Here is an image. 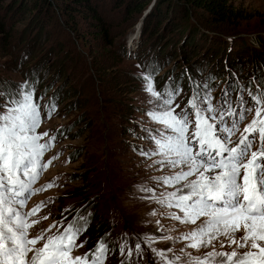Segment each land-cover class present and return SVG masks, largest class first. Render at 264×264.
<instances>
[{
  "label": "rangeland",
  "instance_id": "374dc122",
  "mask_svg": "<svg viewBox=\"0 0 264 264\" xmlns=\"http://www.w3.org/2000/svg\"><path fill=\"white\" fill-rule=\"evenodd\" d=\"M24 2L29 11L19 12L17 6ZM87 3L89 9L68 15L61 10L60 0H5L3 6L9 7L0 11L4 28L0 32V81L13 85L38 81L36 98L42 116L46 117L43 106L53 100L57 105L38 132L56 136L43 160L58 158L34 187L52 181L55 186L29 199L25 211L45 202L31 219L48 217L40 219L30 236L53 222L67 225L78 211L90 212L87 230L77 240L83 247L73 255L83 256L106 237L113 251L105 264H121L123 241L134 246L145 234L175 237L194 227L161 216L165 209L145 199L150 194L137 188L155 187L157 193L172 190L151 179L169 170L149 168L152 160L139 154L141 148L153 147L143 138L147 135L143 129L160 126L146 115L155 104L148 103L150 97L138 78L142 69L137 65L158 69L157 90L169 84L179 86L182 91L176 103L180 108L187 105L196 84L208 83L215 100L229 83L255 91L250 81L264 71V0H227L241 17L222 27L177 0H169V5L159 0ZM153 211L157 215H149ZM157 220L164 231L158 230ZM183 245L182 241H159L154 247ZM154 260L145 247L143 258L137 261L134 255L131 264Z\"/></svg>",
  "mask_w": 264,
  "mask_h": 264
},
{
  "label": "snow or ice",
  "instance_id": "6c2138e0",
  "mask_svg": "<svg viewBox=\"0 0 264 264\" xmlns=\"http://www.w3.org/2000/svg\"><path fill=\"white\" fill-rule=\"evenodd\" d=\"M137 68L142 69L138 78L150 97L148 103L155 104L146 115L160 126L143 129L147 133L143 138L153 147L141 148L139 154L152 160L149 168L169 170L151 179L172 190L157 193L155 187L137 188L150 194L145 199L165 209L161 216L194 227L175 237L145 234L134 246L123 241L121 264H131L134 255L137 261L142 259L145 247L155 258L148 264H264V71L250 81L255 91L229 83L219 100L208 83L196 84L187 105L180 108L176 103L182 91L179 86L169 84L157 90L158 69L152 65ZM36 83L0 81V264H105L113 251L106 237L83 256L73 255L83 247L77 240L87 230L90 212L78 211L67 225L53 222L30 236L40 219L48 217L31 219L45 207L44 201L28 211L25 208L33 195L55 186L52 181L34 187L58 158L43 160L56 136L38 129L57 105L53 100L43 106L46 117L42 116ZM45 137L49 138L41 142ZM156 224L158 230H165L159 220ZM159 241H182L184 245L158 249L154 245Z\"/></svg>",
  "mask_w": 264,
  "mask_h": 264
},
{
  "label": "trees",
  "instance_id": "16d2710c",
  "mask_svg": "<svg viewBox=\"0 0 264 264\" xmlns=\"http://www.w3.org/2000/svg\"><path fill=\"white\" fill-rule=\"evenodd\" d=\"M5 0H0V11H7L9 6H3ZM61 1V10L66 14H74L76 11H85L88 8L87 0H60ZM161 4L165 3L169 5V0H159ZM178 2L183 3V5L190 10L201 11L204 13L213 24L222 27V24L234 23V21L240 18V14L233 10L227 3V0H177ZM135 5V4H134ZM7 7V9H6ZM19 12H28L29 8L26 6L25 2L20 3ZM142 7L138 8L141 9ZM13 9V8H12ZM10 9L8 12L12 11ZM93 15H91V18ZM234 20V21H233ZM161 22L155 25L157 28ZM4 28L2 22L0 21V32H3ZM104 35V34H103ZM235 69H233L234 71Z\"/></svg>",
  "mask_w": 264,
  "mask_h": 264
}]
</instances>
